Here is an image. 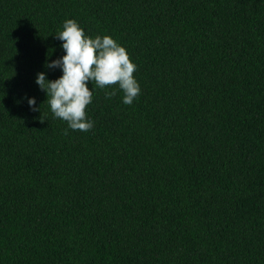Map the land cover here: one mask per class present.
<instances>
[{
	"label": "trees",
	"instance_id": "1",
	"mask_svg": "<svg viewBox=\"0 0 264 264\" xmlns=\"http://www.w3.org/2000/svg\"><path fill=\"white\" fill-rule=\"evenodd\" d=\"M69 19L137 65L88 132L35 82ZM0 264H264V0H0Z\"/></svg>",
	"mask_w": 264,
	"mask_h": 264
},
{
	"label": "clouds",
	"instance_id": "2",
	"mask_svg": "<svg viewBox=\"0 0 264 264\" xmlns=\"http://www.w3.org/2000/svg\"><path fill=\"white\" fill-rule=\"evenodd\" d=\"M55 36L63 41L61 47L65 55L51 63L46 61L45 67L59 68L63 74L50 81L40 72L35 81L46 93L54 118L67 122L68 128L74 131L88 132L94 127L86 112L93 100V89H89L88 82L100 89L118 86L124 93L125 105H131L138 98L141 89L134 77L137 65L111 36L92 38L72 19L66 20L63 30ZM115 95V91L105 93L106 98ZM28 104L32 111H40L35 107V98L28 99ZM40 122L44 120L40 118Z\"/></svg>",
	"mask_w": 264,
	"mask_h": 264
}]
</instances>
